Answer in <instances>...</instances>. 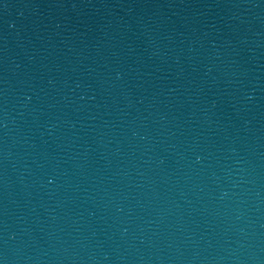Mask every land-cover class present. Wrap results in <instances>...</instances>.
<instances>
[{"label": "water", "instance_id": "obj_1", "mask_svg": "<svg viewBox=\"0 0 264 264\" xmlns=\"http://www.w3.org/2000/svg\"><path fill=\"white\" fill-rule=\"evenodd\" d=\"M0 264H264V0H0Z\"/></svg>", "mask_w": 264, "mask_h": 264}]
</instances>
